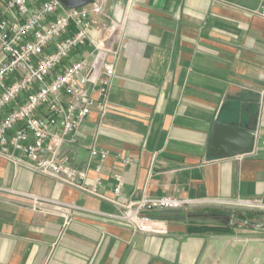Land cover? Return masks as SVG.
Instances as JSON below:
<instances>
[{"label":"crops","instance_id":"crops-1","mask_svg":"<svg viewBox=\"0 0 264 264\" xmlns=\"http://www.w3.org/2000/svg\"><path fill=\"white\" fill-rule=\"evenodd\" d=\"M261 4L106 0L91 40L58 70L80 59L93 63L94 82H82L96 98L100 80H108L109 109H94L76 140L61 147L87 171L86 185L97 193L0 152V264H264V223L205 230L222 226L211 221L212 208L239 200L264 203ZM106 63L114 64L111 77ZM217 125L252 130L253 151L233 154L243 140L227 130L215 147ZM93 147L108 151L99 184ZM14 191L61 205L34 208ZM147 195L195 203L151 212L148 232L117 217L124 204Z\"/></svg>","mask_w":264,"mask_h":264},{"label":"built area","instance_id":"built-area-1","mask_svg":"<svg viewBox=\"0 0 264 264\" xmlns=\"http://www.w3.org/2000/svg\"><path fill=\"white\" fill-rule=\"evenodd\" d=\"M106 0L69 8L60 0H0V152L16 164L25 163L35 170L64 184L97 193L86 185V170L76 168L61 147L76 134L90 113L109 109L108 80L99 89V98L92 95L82 80L94 82V64L87 59L63 67L72 52L91 40V30L105 12ZM264 17V0L257 11ZM115 73L113 63H106L105 75ZM17 152L22 154L17 155ZM100 158L95 170L101 182L103 162L108 151L91 149ZM124 164L133 159L122 157ZM116 193L122 189L121 176ZM30 200L34 208L51 202L33 194L14 191ZM195 201L173 195L144 196L124 204L117 217L135 230L153 231L151 212L186 209ZM226 205L264 210L259 200H239Z\"/></svg>","mask_w":264,"mask_h":264},{"label":"rangeland","instance_id":"rangeland-1","mask_svg":"<svg viewBox=\"0 0 264 264\" xmlns=\"http://www.w3.org/2000/svg\"><path fill=\"white\" fill-rule=\"evenodd\" d=\"M213 219L211 221L219 225L244 223L248 227H253L256 222L264 223V211L251 210L243 204L221 206L209 210ZM243 216L244 218H239Z\"/></svg>","mask_w":264,"mask_h":264},{"label":"water","instance_id":"water-1","mask_svg":"<svg viewBox=\"0 0 264 264\" xmlns=\"http://www.w3.org/2000/svg\"><path fill=\"white\" fill-rule=\"evenodd\" d=\"M65 6L69 8H77L81 6H85L89 3H91L93 0H60ZM255 101H259V96H256ZM227 130V132H230L233 135V138L235 139H241L243 140L240 144V146L234 150L233 154H241V153H249L253 151L255 142H256V136L252 130L243 129L241 127H224L222 125L216 126V132L214 134V146L219 147L220 141L219 139L222 137L224 132Z\"/></svg>","mask_w":264,"mask_h":264},{"label":"trees","instance_id":"trees-1","mask_svg":"<svg viewBox=\"0 0 264 264\" xmlns=\"http://www.w3.org/2000/svg\"><path fill=\"white\" fill-rule=\"evenodd\" d=\"M251 209V208H249ZM251 210H255V209H251ZM168 211V210H167ZM256 211H264V210H256ZM239 218H244L243 216H238ZM224 226H215V227H209V226H205V230L206 231H210L212 229H223Z\"/></svg>","mask_w":264,"mask_h":264}]
</instances>
